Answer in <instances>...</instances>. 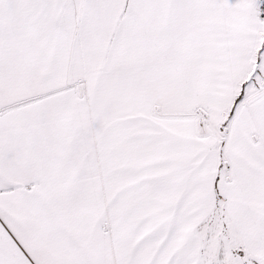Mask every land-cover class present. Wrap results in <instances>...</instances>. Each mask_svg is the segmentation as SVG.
I'll use <instances>...</instances> for the list:
<instances>
[{
  "label": "snow or ice",
  "instance_id": "snow-or-ice-1",
  "mask_svg": "<svg viewBox=\"0 0 264 264\" xmlns=\"http://www.w3.org/2000/svg\"><path fill=\"white\" fill-rule=\"evenodd\" d=\"M0 264H264V0H0Z\"/></svg>",
  "mask_w": 264,
  "mask_h": 264
}]
</instances>
